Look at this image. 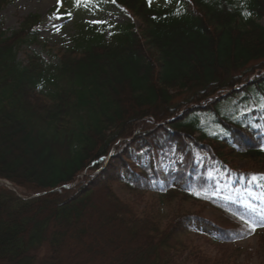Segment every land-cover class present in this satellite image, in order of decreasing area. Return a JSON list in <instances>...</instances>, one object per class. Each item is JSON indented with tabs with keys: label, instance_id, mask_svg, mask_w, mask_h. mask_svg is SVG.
I'll return each mask as SVG.
<instances>
[{
	"label": "trees",
	"instance_id": "1",
	"mask_svg": "<svg viewBox=\"0 0 264 264\" xmlns=\"http://www.w3.org/2000/svg\"><path fill=\"white\" fill-rule=\"evenodd\" d=\"M110 3L140 28L90 29L58 63L19 59L39 16L12 32L0 19V180L13 187L0 184V264H182L191 237L236 243L254 234L240 217L264 221L210 177L264 155V0ZM115 186L205 203L218 223L188 213L163 228Z\"/></svg>",
	"mask_w": 264,
	"mask_h": 264
},
{
	"label": "rangeland",
	"instance_id": "2",
	"mask_svg": "<svg viewBox=\"0 0 264 264\" xmlns=\"http://www.w3.org/2000/svg\"><path fill=\"white\" fill-rule=\"evenodd\" d=\"M68 12L72 13L71 18L66 15ZM54 14L62 18L54 19ZM30 15L40 17V41L20 52L19 59L22 62L28 54L37 53L46 63H58L59 50L78 45L83 37H91L90 29L102 32L105 39L110 40L112 31L117 26L133 25L137 30L141 26L135 16L114 7L110 0H93L88 7H76L74 0H60L59 4L58 0H15L2 11L0 19L4 22L5 29L12 32ZM93 20L108 23H90ZM262 23L264 24V21ZM56 28L60 30L57 31ZM183 97L184 94H177V99ZM137 161H144L141 154L137 155ZM153 162L160 166L158 159L154 158ZM225 162L226 168L218 166L210 172V177L217 182L216 196L228 202L238 203L256 216L264 218V188L258 184L257 179L253 180L254 175L264 174V155L229 157ZM241 173L248 176H239ZM0 182L1 185L13 188L6 181ZM114 191L121 199L135 202L140 209L161 215L163 228L178 216L188 213L205 216L218 223L217 215L205 203H192L182 198L168 203L166 199L160 198L161 196L128 193L124 186H115ZM225 228H229V225H225ZM97 236L100 242L105 239L103 235ZM216 239L207 235L191 237L192 247L183 255L181 252L178 256L180 261L184 264H264V227L258 228L253 235L236 243L223 244ZM43 249L45 248L40 249L41 253L44 252Z\"/></svg>",
	"mask_w": 264,
	"mask_h": 264
},
{
	"label": "snow or ice",
	"instance_id": "3",
	"mask_svg": "<svg viewBox=\"0 0 264 264\" xmlns=\"http://www.w3.org/2000/svg\"><path fill=\"white\" fill-rule=\"evenodd\" d=\"M111 2H112V3H115L116 0H111ZM152 2H153V0H148V4H149V6L152 5ZM165 2H166V3H169V2H171V0H165ZM59 3H60V0H58V4H59ZM91 3H92V0H74V5H75L76 7H80V6L88 7L89 4H91ZM58 11H59V9H58ZM176 14H177V15L180 14V13H179V10H177V13H176ZM66 15H67L69 18H71L72 13H71V12H68ZM245 15H250V13H246ZM53 18H54V19H61L62 17L59 16V15H57V14H54ZM90 23H94V24H107L108 22H107V21H102V20H93V21H90ZM56 30L59 31L60 29H59V28H56ZM260 106H261L262 108H264V104H261ZM256 178H257V177L254 175V176H253V180H255ZM260 178L264 179V174H261V177H260ZM240 219H241L246 225H248L249 230H250L251 232H253V233L256 231V228H257V227H264V221H261V222H259V223H254V222H251V221H249V220L244 219V217H240Z\"/></svg>",
	"mask_w": 264,
	"mask_h": 264
}]
</instances>
